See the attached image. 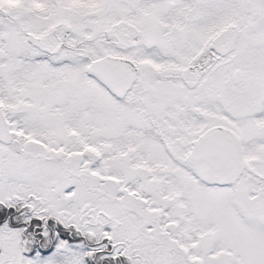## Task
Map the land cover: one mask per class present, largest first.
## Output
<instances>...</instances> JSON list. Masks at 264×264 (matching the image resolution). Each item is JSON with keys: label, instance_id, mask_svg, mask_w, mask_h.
Wrapping results in <instances>:
<instances>
[{"label": "snow or ice", "instance_id": "obj_1", "mask_svg": "<svg viewBox=\"0 0 264 264\" xmlns=\"http://www.w3.org/2000/svg\"><path fill=\"white\" fill-rule=\"evenodd\" d=\"M0 264H264V0H0Z\"/></svg>", "mask_w": 264, "mask_h": 264}]
</instances>
